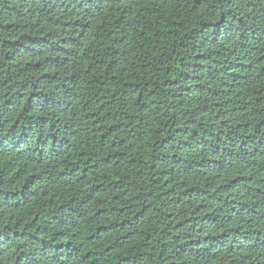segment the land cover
Here are the masks:
<instances>
[{
  "label": "trees",
  "instance_id": "1",
  "mask_svg": "<svg viewBox=\"0 0 264 264\" xmlns=\"http://www.w3.org/2000/svg\"><path fill=\"white\" fill-rule=\"evenodd\" d=\"M0 264H264V0H0Z\"/></svg>",
  "mask_w": 264,
  "mask_h": 264
}]
</instances>
